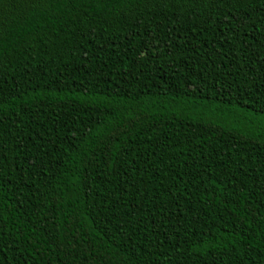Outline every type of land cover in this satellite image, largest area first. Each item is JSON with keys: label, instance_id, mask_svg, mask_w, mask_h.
I'll use <instances>...</instances> for the list:
<instances>
[{"label": "trees", "instance_id": "1", "mask_svg": "<svg viewBox=\"0 0 264 264\" xmlns=\"http://www.w3.org/2000/svg\"><path fill=\"white\" fill-rule=\"evenodd\" d=\"M0 264H264V0H0Z\"/></svg>", "mask_w": 264, "mask_h": 264}]
</instances>
